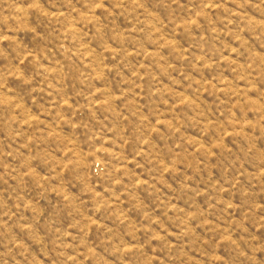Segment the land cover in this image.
<instances>
[{
	"label": "rangeland",
	"instance_id": "rangeland-1",
	"mask_svg": "<svg viewBox=\"0 0 264 264\" xmlns=\"http://www.w3.org/2000/svg\"><path fill=\"white\" fill-rule=\"evenodd\" d=\"M0 264H264V0H0Z\"/></svg>",
	"mask_w": 264,
	"mask_h": 264
}]
</instances>
